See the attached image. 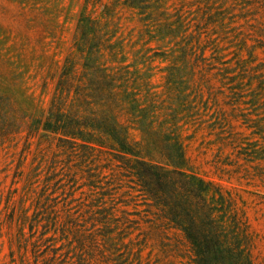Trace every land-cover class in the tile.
<instances>
[{
    "label": "rangeland",
    "instance_id": "rangeland-1",
    "mask_svg": "<svg viewBox=\"0 0 264 264\" xmlns=\"http://www.w3.org/2000/svg\"><path fill=\"white\" fill-rule=\"evenodd\" d=\"M223 2L227 22L204 28L201 44L208 42L214 51L224 43L229 51H238L236 67L254 51V63L238 80L239 91L232 92L220 75L225 72L213 66L207 82L191 54L188 67L196 69L191 92L184 102L171 105L166 101L165 75L173 44L151 41L146 48L152 49L145 51L148 38L141 39V24L130 11L112 22L122 25L119 30L112 26V43L125 45L127 60L122 65L153 75L142 79L139 96L155 95L160 113L178 112L181 124L187 121L190 165L240 198L255 237L253 258L264 264V0ZM186 3L188 12L201 16L199 0ZM84 4L85 0H0V264H26V252L29 261L34 259L32 245L26 251L21 242L23 208L31 216L24 228L26 238L32 230H47V237L54 238L50 264H192L185 256L183 235L169 228L136 178L132 181L125 174L116 152L100 148L89 154L81 145L63 150L59 139L44 135L64 65L78 55ZM102 8L98 6L94 19ZM218 32L221 35H212ZM157 53L168 57L154 56ZM257 65L261 72H255ZM131 133L134 141L141 140L138 130ZM39 162V185L21 201L26 175Z\"/></svg>",
    "mask_w": 264,
    "mask_h": 264
},
{
    "label": "trees",
    "instance_id": "trees-1",
    "mask_svg": "<svg viewBox=\"0 0 264 264\" xmlns=\"http://www.w3.org/2000/svg\"><path fill=\"white\" fill-rule=\"evenodd\" d=\"M223 1L199 0L203 13L196 16L188 12L186 0L178 4L175 0H85L78 27L81 35L78 55L70 56L64 65L45 121L44 135L59 139L62 149L81 145L89 154L100 148L116 152L125 174L132 181L136 178L140 191L160 209L169 228L183 235V245L187 247L185 256L192 264H257L252 254L255 237L240 198L221 184L200 176L190 165L186 140L191 136L184 135L187 121L181 124L183 119L178 112L160 113L162 107L157 99H152L155 95L139 96L145 83H141L142 79L153 75L131 70L132 64L122 65L127 60L125 45L123 41L112 43V31L122 26L120 22L111 25L112 22L130 11L141 24V39L148 38L145 51L152 49L146 48L151 41L167 40L173 44L172 64L166 68L165 75L166 101L171 105L186 100L197 68L202 70L201 76L207 82L213 76L210 67L225 72L220 74L222 79L231 85L232 92L239 91L238 80L244 78V68L254 63L250 61L256 57L254 51L236 67L233 61L238 51H229L231 47L224 43L214 51L208 42L201 44L204 28H220L227 22L221 9ZM99 5L103 6L102 11L94 19L92 15ZM215 34L221 35L220 32L212 35ZM206 50L211 51L210 56H205ZM160 54L166 56V53L154 56ZM191 54L197 57L196 69L188 67ZM78 58L81 73L77 70ZM262 70L260 65L255 67V72ZM198 91L202 94L201 88ZM144 103H147L145 107ZM132 129L140 132V141L132 139ZM41 165L37 163L26 175L21 201L38 187L37 170ZM48 184L43 188H48ZM14 188L11 187L8 201ZM30 218L23 208L19 224L21 242L26 251L32 245L34 258L29 261L26 252L25 263L50 264L47 260H51L48 254L54 238L47 237V230L39 234L32 230L33 242L26 238L24 228ZM35 227L32 223V228Z\"/></svg>",
    "mask_w": 264,
    "mask_h": 264
}]
</instances>
